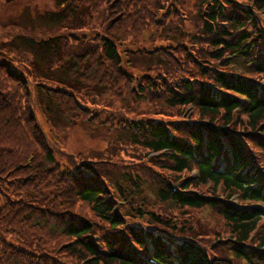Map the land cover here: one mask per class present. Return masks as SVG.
<instances>
[{"label":"trees","instance_id":"1","mask_svg":"<svg viewBox=\"0 0 264 264\" xmlns=\"http://www.w3.org/2000/svg\"><path fill=\"white\" fill-rule=\"evenodd\" d=\"M58 4L0 63V264H264V0Z\"/></svg>","mask_w":264,"mask_h":264},{"label":"rangeland","instance_id":"2","mask_svg":"<svg viewBox=\"0 0 264 264\" xmlns=\"http://www.w3.org/2000/svg\"><path fill=\"white\" fill-rule=\"evenodd\" d=\"M58 1L59 0H0V63L7 64L8 66H11V63H13L17 68V65L21 64V61L10 57L23 54L24 57L27 58V61L31 60L33 64H36L37 66L41 65V67H45L51 64L52 60H49V58L53 55L47 53V55L42 58L36 49L29 48L23 50V43L21 40L28 39L27 37L48 40L54 35L63 36L64 32L65 34L73 32L72 28L74 26L71 24V18H76V15L68 10L67 13H65L64 5L59 6ZM129 6L133 8L129 10L131 14H128L126 19L133 20L137 12H135L134 5ZM70 8L72 7L70 6ZM52 13L58 16L55 18L56 20H47L49 19L48 16ZM80 13L84 19L86 18V21H91L94 24H98L101 21V18L96 14L94 7H91L90 5L86 6V8L81 10ZM62 14H65L66 18L59 20V17ZM128 25L129 22H125V26L128 27ZM65 29H71V32L66 31ZM113 38L119 40L122 36L118 32L113 35ZM125 43L126 46L130 48L133 47V44L129 42ZM2 54H5V56L1 57ZM124 57L126 59L127 55H124ZM88 68L90 69L91 65H88ZM19 71H25V68ZM91 76H94V74L92 73ZM29 82L33 85L31 79H29ZM88 142L92 147L89 139ZM89 144L85 141L84 137H76L75 134H71L68 137V140H65V145L69 146L68 148L71 152H85L91 148ZM194 215L211 226L207 227L205 224L208 229L217 230L214 228L216 225L221 230L224 227L223 220L217 217L212 210L206 209L205 211H202L201 213L199 211ZM259 225L260 231H263L264 217ZM239 263L244 264L242 261Z\"/></svg>","mask_w":264,"mask_h":264}]
</instances>
